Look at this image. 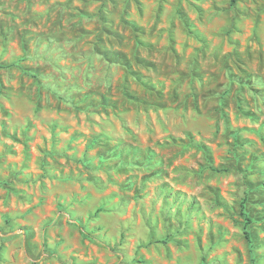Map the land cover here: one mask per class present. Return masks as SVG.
Returning a JSON list of instances; mask_svg holds the SVG:
<instances>
[{
    "label": "rangeland",
    "instance_id": "374dc122",
    "mask_svg": "<svg viewBox=\"0 0 264 264\" xmlns=\"http://www.w3.org/2000/svg\"><path fill=\"white\" fill-rule=\"evenodd\" d=\"M0 264H264V0H0Z\"/></svg>",
    "mask_w": 264,
    "mask_h": 264
},
{
    "label": "trees",
    "instance_id": "16d2710c",
    "mask_svg": "<svg viewBox=\"0 0 264 264\" xmlns=\"http://www.w3.org/2000/svg\"><path fill=\"white\" fill-rule=\"evenodd\" d=\"M187 146H193V147L198 148L199 150L204 151V147H202V146H200V145H193V144H190V145H187ZM243 215L246 216L245 213H243ZM245 220H246V225H249V224L252 222L247 216L245 217ZM245 238H246L247 241L251 244L250 235H249V233L246 231V228H245Z\"/></svg>",
    "mask_w": 264,
    "mask_h": 264
}]
</instances>
